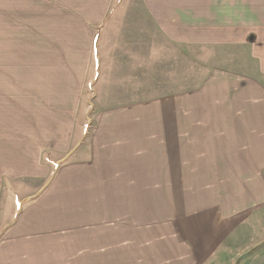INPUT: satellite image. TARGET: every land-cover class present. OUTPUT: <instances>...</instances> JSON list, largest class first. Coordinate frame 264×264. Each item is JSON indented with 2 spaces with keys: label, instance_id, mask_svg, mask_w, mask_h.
<instances>
[{
  "label": "crops",
  "instance_id": "obj_1",
  "mask_svg": "<svg viewBox=\"0 0 264 264\" xmlns=\"http://www.w3.org/2000/svg\"><path fill=\"white\" fill-rule=\"evenodd\" d=\"M201 2L0 0V264H196L219 214L248 211L264 190L261 79L223 72L143 98L161 38L210 35ZM129 4L141 26L120 13ZM97 92L142 103L104 109L88 130Z\"/></svg>",
  "mask_w": 264,
  "mask_h": 264
},
{
  "label": "rangeland",
  "instance_id": "obj_2",
  "mask_svg": "<svg viewBox=\"0 0 264 264\" xmlns=\"http://www.w3.org/2000/svg\"><path fill=\"white\" fill-rule=\"evenodd\" d=\"M201 1L203 4L204 0ZM208 1L207 6L199 5L200 11L201 6L207 9V11L202 10L199 15L203 20H208L205 26L209 28V36L201 35V41L193 42L180 40L175 42L169 38H161V58L160 62L154 65L155 78L146 80L148 84L144 87L143 98L146 101L150 98L149 101L166 100L198 91L206 85H219L222 83L223 72L231 73L240 79H252L250 77L252 74L260 78L264 86V74H262L264 62L257 57L256 63L252 57L255 42L257 51L263 53L264 58V0H250L252 5L250 10L245 6L249 0ZM231 1L234 15L231 11L232 7L227 4ZM195 6L194 4V9ZM252 10L256 18L252 16ZM228 12L232 17H229ZM120 13L129 14V21L126 24L131 25L135 19L141 26L144 21L137 17L135 8L130 4ZM208 41L211 43H206ZM0 87L8 89L7 85ZM12 88H17L21 93L31 92V87L27 86ZM98 93L95 99L88 103L92 106V111L96 110V112L91 111L90 117L82 119V123L85 122L83 126L87 125L88 130L93 128L97 121L96 115L104 109L142 103L108 100ZM85 97L86 99L93 97V93H90L88 88ZM136 97L141 99L142 96L136 95ZM136 97L133 96L131 99ZM115 98L119 97L115 96ZM218 218L224 219V223L215 232V238L210 242L208 252L201 254V260L199 259V263L196 264H264V190L258 189L257 197L251 198L250 208L245 213H238L233 219L219 214ZM220 219L218 220L221 221Z\"/></svg>",
  "mask_w": 264,
  "mask_h": 264
}]
</instances>
